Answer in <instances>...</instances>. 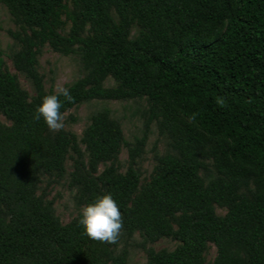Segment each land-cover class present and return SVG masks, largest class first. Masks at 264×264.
<instances>
[{"label": "trees", "instance_id": "16d2710c", "mask_svg": "<svg viewBox=\"0 0 264 264\" xmlns=\"http://www.w3.org/2000/svg\"><path fill=\"white\" fill-rule=\"evenodd\" d=\"M0 4L17 28L7 32L16 45L7 58L33 90L29 96L19 87L0 53V264H125V248L88 238L80 214L61 225L52 201L37 194L43 178L64 176L66 160L75 204L82 209L111 194L123 217L119 240L137 234L145 264H203L207 244L215 249L210 264H264V0ZM133 25L136 40L129 39ZM45 46L62 56L78 53L84 70L66 87L74 102L60 97L62 114L91 101L144 99L141 137L127 144L104 108L78 139L34 119L52 94L37 71ZM107 77L115 87L103 86ZM151 123L168 150L153 156L140 183L136 164ZM160 239L177 245L144 248Z\"/></svg>", "mask_w": 264, "mask_h": 264}, {"label": "rangeland", "instance_id": "374dc122", "mask_svg": "<svg viewBox=\"0 0 264 264\" xmlns=\"http://www.w3.org/2000/svg\"><path fill=\"white\" fill-rule=\"evenodd\" d=\"M67 4L69 9H71L70 4ZM61 20H64L63 16H61ZM68 26L69 23L66 22L59 32L62 35H65ZM16 30L17 28L13 23L12 18L5 7L0 4V53L2 54L7 71L15 76L19 87L29 96H32L33 90L30 83L13 70L10 61L7 58V55L11 51L16 50V45L7 32ZM139 35L140 31L133 25L130 29L129 39L136 40ZM37 71L42 77L44 91L50 90L52 93L57 85L68 87L84 75V70L78 53L69 56H62L58 53L52 52L46 46L40 50V53L37 56ZM103 86L112 88L115 87V82L111 77H107L103 82ZM103 108L107 109L110 118L120 125L123 139L127 144H131L135 138L141 137L144 131L143 124L147 110V102L144 99L131 101H91L82 103L63 114L65 117V126L62 130L73 134L78 139L82 130L88 125L90 115ZM0 121L3 122V119L0 118ZM168 143V139L159 136L154 123H151L148 127L143 152L138 158L136 164V168L140 173V183L148 180L154 166L153 156L155 154H164L168 150ZM117 161L120 166V172H124L127 162L125 147L121 148ZM64 170V176L60 180L47 181L46 178H43L37 192L39 195L43 191L45 200L52 201L54 215L61 225L67 224L77 214H80L82 210L75 204L74 191L70 189L67 184L68 174L71 171V162L69 160L65 161ZM100 170L101 167H99V171ZM215 214L222 216L224 210L215 207ZM176 245L177 243L170 239H160L153 244H145L144 248H150L155 252L159 250L171 251ZM122 248H125L126 250L125 264H145V253L141 247V239L137 234H134L130 240L126 241V243L120 239L115 250L118 252ZM214 255V247L211 244H207V248L203 254V264H210Z\"/></svg>", "mask_w": 264, "mask_h": 264}, {"label": "clouds", "instance_id": "9594fccd", "mask_svg": "<svg viewBox=\"0 0 264 264\" xmlns=\"http://www.w3.org/2000/svg\"><path fill=\"white\" fill-rule=\"evenodd\" d=\"M61 96L65 102H74L70 90L57 85L54 92L45 95L35 109L34 119L42 118L53 132L60 131L65 126V117L60 111L63 105ZM218 103L224 105L225 101L223 98H218ZM78 224L82 226L83 233L88 238L102 243L116 244L123 229V217L112 195L104 194L82 208Z\"/></svg>", "mask_w": 264, "mask_h": 264}]
</instances>
